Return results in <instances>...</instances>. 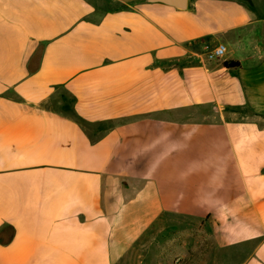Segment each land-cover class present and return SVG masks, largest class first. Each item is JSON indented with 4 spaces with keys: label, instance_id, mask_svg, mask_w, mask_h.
Masks as SVG:
<instances>
[{
    "label": "crops",
    "instance_id": "1",
    "mask_svg": "<svg viewBox=\"0 0 264 264\" xmlns=\"http://www.w3.org/2000/svg\"><path fill=\"white\" fill-rule=\"evenodd\" d=\"M0 264H264V0H0Z\"/></svg>",
    "mask_w": 264,
    "mask_h": 264
},
{
    "label": "rangeland",
    "instance_id": "2",
    "mask_svg": "<svg viewBox=\"0 0 264 264\" xmlns=\"http://www.w3.org/2000/svg\"><path fill=\"white\" fill-rule=\"evenodd\" d=\"M76 102V98L73 97L66 89H64L58 95L54 96V99H52V103L50 106L56 112L72 116L80 124V126L88 131L90 136H98L118 124L117 122L113 121H106L102 123L89 122L85 117H83L76 111ZM54 105L57 107L54 108ZM173 227L178 234V236H176L177 242H179L180 244L186 241H189L191 244H198L202 239L198 231L201 227L198 221L176 220ZM183 229L185 230V232L190 234V237L183 236Z\"/></svg>",
    "mask_w": 264,
    "mask_h": 264
},
{
    "label": "built area",
    "instance_id": "3",
    "mask_svg": "<svg viewBox=\"0 0 264 264\" xmlns=\"http://www.w3.org/2000/svg\"><path fill=\"white\" fill-rule=\"evenodd\" d=\"M205 51L209 52V59L213 60V59H220L222 58L225 53H226V49L223 45H220L214 49H211L208 45H206L204 47Z\"/></svg>",
    "mask_w": 264,
    "mask_h": 264
},
{
    "label": "water",
    "instance_id": "4",
    "mask_svg": "<svg viewBox=\"0 0 264 264\" xmlns=\"http://www.w3.org/2000/svg\"><path fill=\"white\" fill-rule=\"evenodd\" d=\"M167 1L170 3V5L178 8V9H181V10L186 9L187 4H188V0H167Z\"/></svg>",
    "mask_w": 264,
    "mask_h": 264
},
{
    "label": "trees",
    "instance_id": "5",
    "mask_svg": "<svg viewBox=\"0 0 264 264\" xmlns=\"http://www.w3.org/2000/svg\"><path fill=\"white\" fill-rule=\"evenodd\" d=\"M223 66L228 68V69H235V68L239 67V63L234 62V61H226L225 63H223ZM88 137H90V139H91V136L89 135V133H88ZM91 140H92V142H96L93 139H91Z\"/></svg>",
    "mask_w": 264,
    "mask_h": 264
}]
</instances>
